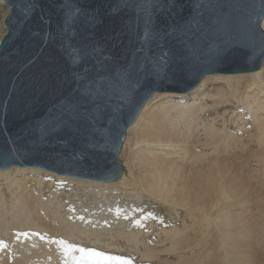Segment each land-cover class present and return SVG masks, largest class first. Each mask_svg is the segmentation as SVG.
<instances>
[{
  "label": "bare ground",
  "instance_id": "bare-ground-1",
  "mask_svg": "<svg viewBox=\"0 0 264 264\" xmlns=\"http://www.w3.org/2000/svg\"><path fill=\"white\" fill-rule=\"evenodd\" d=\"M120 159L112 182L0 168V264H264V58L155 92Z\"/></svg>",
  "mask_w": 264,
  "mask_h": 264
},
{
  "label": "water",
  "instance_id": "water-1",
  "mask_svg": "<svg viewBox=\"0 0 264 264\" xmlns=\"http://www.w3.org/2000/svg\"><path fill=\"white\" fill-rule=\"evenodd\" d=\"M0 168L112 182L155 92L264 58V0H5Z\"/></svg>",
  "mask_w": 264,
  "mask_h": 264
},
{
  "label": "snow or ice",
  "instance_id": "snow-or-ice-1",
  "mask_svg": "<svg viewBox=\"0 0 264 264\" xmlns=\"http://www.w3.org/2000/svg\"><path fill=\"white\" fill-rule=\"evenodd\" d=\"M89 255L100 258V261H98L97 264H103L104 261H110L114 259L113 257L105 256L102 252H96V251L90 252Z\"/></svg>",
  "mask_w": 264,
  "mask_h": 264
}]
</instances>
